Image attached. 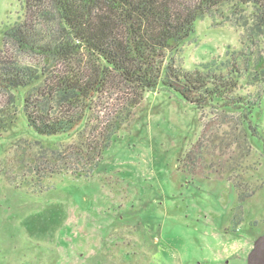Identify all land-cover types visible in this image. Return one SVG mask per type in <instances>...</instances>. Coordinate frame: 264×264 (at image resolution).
I'll use <instances>...</instances> for the list:
<instances>
[{
	"label": "rangeland",
	"instance_id": "1",
	"mask_svg": "<svg viewBox=\"0 0 264 264\" xmlns=\"http://www.w3.org/2000/svg\"><path fill=\"white\" fill-rule=\"evenodd\" d=\"M229 14L225 8L199 20L176 53L178 64L195 70L243 51L264 55V38L248 47ZM253 14L245 8L250 21ZM25 18V0H0V37ZM51 33L55 40L62 35L56 24ZM0 49L19 55L1 40ZM20 59L64 70L42 54ZM77 61L75 70L86 72ZM235 94L256 106L196 110L170 91L146 93L94 172L88 156L37 160L40 147L21 112L0 139V264H249L264 236V83L241 78ZM122 99L98 102L87 119L95 136L115 110H126ZM9 101L0 93V106ZM195 147L192 176L182 167ZM32 160L39 169L31 174ZM239 191L249 197L243 203Z\"/></svg>",
	"mask_w": 264,
	"mask_h": 264
},
{
	"label": "trees",
	"instance_id": "2",
	"mask_svg": "<svg viewBox=\"0 0 264 264\" xmlns=\"http://www.w3.org/2000/svg\"><path fill=\"white\" fill-rule=\"evenodd\" d=\"M249 6L254 8L251 21L245 15ZM25 7V20L0 37L3 47L19 54L10 57L0 49V93L10 100L0 106V139L22 112L40 147L35 154L40 162H64L68 153L82 161L83 156L91 157L92 171L97 169L96 159L109 150L114 136L129 122L131 110L148 92L170 91L196 110L256 106L235 93L241 78L264 83L263 54L234 53L228 61L195 70L183 68L175 56L195 34L199 20L224 14L225 8L231 11L228 20L245 31L248 47L258 48L264 38V0H25ZM55 24L62 34L56 40L51 33ZM81 52L87 55L86 62ZM22 53L42 54L64 70L55 73L25 64ZM78 58L86 72L75 70ZM117 94L127 103L126 110H115L95 136L97 129L87 128L88 116L98 102ZM196 149L182 167L192 176L198 174ZM27 165L31 174L39 169L33 160ZM247 198L239 191L242 203Z\"/></svg>",
	"mask_w": 264,
	"mask_h": 264
},
{
	"label": "water",
	"instance_id": "3",
	"mask_svg": "<svg viewBox=\"0 0 264 264\" xmlns=\"http://www.w3.org/2000/svg\"><path fill=\"white\" fill-rule=\"evenodd\" d=\"M249 264H264V236L255 244V250L249 256Z\"/></svg>",
	"mask_w": 264,
	"mask_h": 264
}]
</instances>
